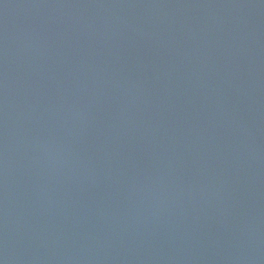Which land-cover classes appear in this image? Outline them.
<instances>
[{"label": "water", "instance_id": "95a60500", "mask_svg": "<svg viewBox=\"0 0 264 264\" xmlns=\"http://www.w3.org/2000/svg\"><path fill=\"white\" fill-rule=\"evenodd\" d=\"M0 264H264V0H0Z\"/></svg>", "mask_w": 264, "mask_h": 264}]
</instances>
